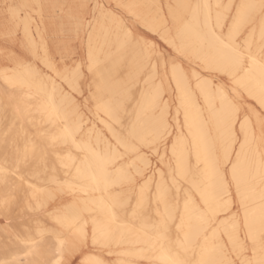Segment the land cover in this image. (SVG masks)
<instances>
[{"label": "bare ground", "instance_id": "bare-ground-1", "mask_svg": "<svg viewBox=\"0 0 264 264\" xmlns=\"http://www.w3.org/2000/svg\"><path fill=\"white\" fill-rule=\"evenodd\" d=\"M261 7V0H0V169L6 170L0 180V202H3L0 203V264H50L55 256L56 239L48 234L40 240L36 234L37 221L68 239L64 249L68 264H79L83 254L93 251L91 248L76 250L71 237L56 228L47 215L53 212L60 216L77 212L82 220H87L88 228L93 219L103 221L114 237L110 251L102 254L106 264H178L179 261L215 264L222 255L219 245L223 241L227 245V235L221 234L228 226L223 223L205 226L192 209L182 225L179 219L167 220L163 205L158 209L154 199L133 216L135 193L128 186L113 187L111 193L102 192L89 177L96 171L95 157L108 150L111 136L126 133L131 126L146 135V122L159 118V113L140 111L144 73L148 70V49L144 42L156 43L167 56L168 49L158 33L167 34L168 29H172V39L188 45L189 51L199 57L193 61V66L202 79L215 77L213 83L228 86L229 100L235 96L241 104V118L259 112L255 97L264 89V72L255 66L237 76L227 51L204 38L208 31L204 22L207 19L215 24L217 34L227 33L238 14L241 17L249 14L250 23L238 42L247 39L255 28L251 51L258 60L264 61L259 42ZM29 18L35 23L25 36L24 25ZM185 21L190 26L178 34L174 24L182 28ZM45 57L59 62L61 67L81 66L77 80H56L54 97L51 84L48 85L49 96L45 97L39 79L29 71V66L36 68L37 61ZM88 63L92 71L88 70ZM152 63L155 65V59ZM160 71L163 72L162 61ZM5 73L15 81V88L7 89L4 85ZM165 85L167 148L165 150L163 144L158 146L159 155L153 149L152 167L148 172L149 177L155 173L156 181L160 180L161 172L167 179L181 156L187 164L195 166L198 155L201 159L215 155L229 111L218 97L202 94L195 79L191 82L192 103L186 110L177 107L175 81L169 83L165 78ZM66 96L71 97L72 103L64 99ZM11 101L15 103L13 106ZM43 105L48 106L47 112L41 110ZM97 105H101V110ZM16 106L21 108L20 112L15 110ZM104 107L119 119L109 121ZM49 114L53 116L52 122H49ZM10 116H21L19 129L5 125ZM78 118L83 122L78 143L88 145L89 150L76 152L73 149L76 163L82 167V179L72 191L61 193L58 184L50 182V178L55 176L59 184L71 179L54 154L61 150L66 152L67 148L59 144L53 146L51 138L59 134L65 122L74 124ZM106 122L112 123L114 132L106 129ZM9 133L15 135L9 136ZM233 137L235 155L232 159L239 161L248 199L247 221L240 233L244 250L232 255V259L234 264H240L241 260L246 264H264V137L257 130L256 139L241 149L243 136L238 123ZM177 138L181 142L174 155L173 144ZM26 145L30 153L33 149L35 153L27 161L18 163ZM45 153L47 176H41L39 181L30 180L33 171H43L40 159ZM133 160L134 157L129 156L118 161L109 171L114 172L121 164H132ZM72 172L75 174V169ZM197 178L203 180L205 186L212 181L210 171L203 176L198 174ZM137 179L143 182L142 177ZM25 181L34 183L36 189L29 190ZM179 187V191L172 189V202L178 199L183 208L188 185ZM117 191L126 194L131 207L117 210V219L111 220L103 211L101 201ZM218 219L223 221L224 216L221 214ZM249 233L253 238H249ZM186 236L190 243L185 240ZM33 240L40 242L33 247ZM228 251L231 252L230 246Z\"/></svg>", "mask_w": 264, "mask_h": 264}, {"label": "snow or ice", "instance_id": "snow-or-ice-1", "mask_svg": "<svg viewBox=\"0 0 264 264\" xmlns=\"http://www.w3.org/2000/svg\"><path fill=\"white\" fill-rule=\"evenodd\" d=\"M261 19L259 22V42L260 52L264 53V0H261ZM98 7H102L98 5ZM34 20L25 21L24 32L25 36L31 30V24ZM250 23V15L245 14L243 17L237 15L233 19V24L228 28L227 33L221 31L216 33V25L205 20L204 27L208 31L204 34V38L209 42L221 46L228 53V59L235 70L237 76L241 73H247L255 66H259L264 72V61L258 60L256 54H253L251 37L255 33V28L249 33V37L243 42H238L244 29ZM187 21L184 22L183 27L174 28L178 34L182 33L184 29L189 27ZM172 29H168L166 33H158L161 42L168 49V55L165 56L159 50L156 43L149 44L144 42V47L148 49L147 71L144 73L145 88L141 93L140 111H150L153 114L159 113L158 119H152L146 122V135H141L136 131L135 126L127 129L126 133L122 132L119 135L111 136L112 142L108 144V150L103 155L95 157L96 171L89 177L94 181V187L99 188L100 191L112 192L113 187L123 188L128 186L133 193H135L136 204L131 208L133 216L142 212L145 207L154 199L158 209L163 205V215L167 220L175 222L179 219L181 225L184 223L185 217L188 216L190 209L194 210L198 219L205 226H211L214 223H223L226 226L225 233L227 235V245L223 241L219 248L221 250V258L215 264H234L232 255L238 254L244 250V242L240 238L241 228L247 221L246 201L248 199L247 190L244 187V180L241 174L239 161H233L234 137L233 132L235 124H239V132L243 136V142L240 144L241 149L246 145L252 143L256 139L257 130L260 131L261 137H264V89L255 98L258 100L259 112H252L250 115L246 114L241 118L242 107L238 100L233 96L229 100V92L227 85H217L212 80L202 79L193 66V61L199 59L198 56L193 55L189 51V46L183 43H177L171 38ZM243 45V46H242ZM156 63L153 65L152 60ZM161 61L163 62V72L160 71ZM208 67L207 64L204 65ZM153 68L155 69L153 71ZM88 70L92 71L91 63H88ZM30 74L38 78L40 87L45 95L49 96L48 85L51 84V96L54 97L57 92L56 80L60 79L65 82H72L79 78L81 66L77 65L71 69L67 66L61 67L59 62L45 57L37 61L36 68L29 66ZM165 78L169 83L175 81L174 93L179 99L178 108L187 109L188 105L192 103L191 82L193 79L197 82V87L200 92L206 97H218L221 103L228 106V115L224 125V132L221 137L220 148L217 153L210 158L205 156L203 159L198 155L195 166L187 164L181 156L176 167H172L168 173V178H164V173H159L160 180L154 179L155 173L152 177L148 176V172L152 167V160L150 158L153 149L159 155L160 145L167 148V141L165 137L168 135V123L164 118L167 106L164 104L163 94L166 91ZM4 85L15 88L16 83L11 79L7 73L2 77ZM239 83V81H236ZM31 85H29L30 87ZM69 103H72L71 97H64ZM53 107L55 105L53 104ZM98 110H101V105H97ZM42 111L47 112L48 106L43 105ZM78 111V109H76ZM104 112L108 115L109 121L118 120V117L108 111L104 107ZM53 116L49 114V122H52ZM235 122V123H234ZM106 129L113 131L112 123L106 122ZM83 127L81 119H77L74 124H68L61 128L58 135L51 138L53 146L59 144L67 148L64 152L61 150L56 155V160L60 166L67 169V175L71 179L59 184L55 176L50 178V182L57 183L59 190L63 193L65 190L72 191L76 186L77 181L82 179V167L76 163V157L73 155V149L76 152L88 151L89 146L78 143V133ZM180 138L173 144V153H176L177 144ZM35 153L33 149L31 153L26 145L24 155L21 161H27L30 156ZM129 156L134 157L132 164H121L119 168H115L114 172H110L118 161H123ZM43 165V171H33L30 180H40L41 176L48 174V160L47 153L40 159ZM72 169H75L73 174ZM134 169V171H133ZM230 170V175H229ZM211 172L212 181L209 185H204L203 180L198 179L197 175H206ZM6 170L0 169V180L4 178ZM115 177V178H113ZM142 177L143 182L137 179ZM23 179V177H21ZM29 180V181H30ZM27 181H25V184ZM187 184V190L184 192V205L180 206L178 199L173 203L171 196L172 189L175 187L177 191L180 190L181 185ZM29 190H35L34 183H27ZM3 203V202H0ZM103 211L111 220L117 219V210H128L131 205L126 194L122 191L115 192L114 196L110 195L101 201ZM224 216V220L220 221V215ZM49 217L54 221L56 228L67 233L71 237L72 246L76 250L93 249L92 252L83 254L79 264H106L102 258L105 250L110 251L114 242V237L105 225V223L98 219H93L91 228H88L87 220H82L79 213L70 212L67 215L60 216L58 213H48ZM36 234L42 240L46 235L53 234L56 239L55 256L50 264H68L64 258V249L69 243L68 239L57 232L54 228H49L37 221ZM213 235H216V229H213ZM249 238H253L249 233ZM40 240H33L31 244L33 247L39 244ZM188 241V237H185ZM190 243V241H188ZM184 245H181L183 247ZM228 246L231 247V252L228 251ZM99 250V251H97ZM2 264H9V262H2ZM178 264H186L184 261H179ZM240 264H246L245 260H241Z\"/></svg>", "mask_w": 264, "mask_h": 264}, {"label": "rangeland", "instance_id": "rangeland-1", "mask_svg": "<svg viewBox=\"0 0 264 264\" xmlns=\"http://www.w3.org/2000/svg\"><path fill=\"white\" fill-rule=\"evenodd\" d=\"M2 85V84H1ZM15 95V94H14ZM9 97L11 96V94H9L8 95ZM7 96V97H8ZM11 98V97H10ZM11 103V105L13 106L15 103H13V101H11L10 102ZM15 110L17 111V112H20L21 111V108H19V107H15ZM17 112H15V113H17ZM15 116V115H14ZM8 117L7 119H6V121H9V122H7L5 125L7 126V127H9L10 128V126L12 127V128H14V129H19L21 126H22V123L20 122V119H21V116L19 117ZM11 121H13L12 123H10ZM26 126H27V128L28 129H30V130H32V127L29 125V124H25ZM34 134V133H33ZM9 136H12V135H15L14 133H9L8 134Z\"/></svg>", "mask_w": 264, "mask_h": 264}]
</instances>
